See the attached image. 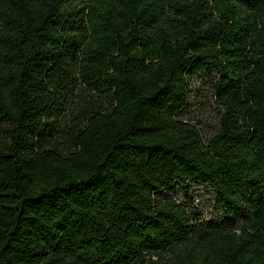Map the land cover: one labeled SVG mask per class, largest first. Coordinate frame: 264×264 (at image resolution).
Here are the masks:
<instances>
[{"label": "trees", "instance_id": "16d2710c", "mask_svg": "<svg viewBox=\"0 0 264 264\" xmlns=\"http://www.w3.org/2000/svg\"><path fill=\"white\" fill-rule=\"evenodd\" d=\"M0 264H264V0H0Z\"/></svg>", "mask_w": 264, "mask_h": 264}, {"label": "rangeland", "instance_id": "374dc122", "mask_svg": "<svg viewBox=\"0 0 264 264\" xmlns=\"http://www.w3.org/2000/svg\"><path fill=\"white\" fill-rule=\"evenodd\" d=\"M198 92L192 93V104L190 106L189 116L194 122L201 124L204 137H208L216 128V112L210 99V93L206 88L199 87ZM206 99L204 107L201 108V102ZM195 204L193 212L202 215L205 219L213 217L212 212V193L207 189H197L195 192Z\"/></svg>", "mask_w": 264, "mask_h": 264}]
</instances>
